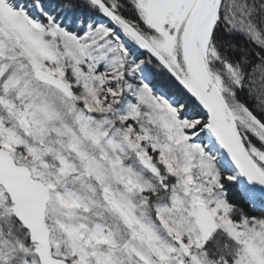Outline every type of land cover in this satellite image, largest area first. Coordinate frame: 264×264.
I'll use <instances>...</instances> for the list:
<instances>
[{
  "label": "snow or ice",
  "instance_id": "6c2138e0",
  "mask_svg": "<svg viewBox=\"0 0 264 264\" xmlns=\"http://www.w3.org/2000/svg\"><path fill=\"white\" fill-rule=\"evenodd\" d=\"M0 264H264V0H0Z\"/></svg>",
  "mask_w": 264,
  "mask_h": 264
}]
</instances>
